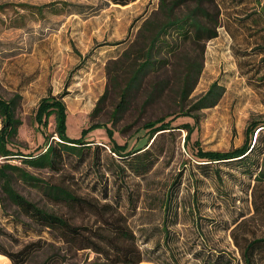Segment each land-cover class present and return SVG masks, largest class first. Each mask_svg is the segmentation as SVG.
Returning a JSON list of instances; mask_svg holds the SVG:
<instances>
[{
	"label": "rangeland",
	"instance_id": "1",
	"mask_svg": "<svg viewBox=\"0 0 264 264\" xmlns=\"http://www.w3.org/2000/svg\"><path fill=\"white\" fill-rule=\"evenodd\" d=\"M163 1L177 0H135L127 5L110 0H0V97L14 101L20 120L8 143L16 154L0 155V166L25 167L45 181L118 206L129 218L145 263L207 264L222 254L233 259L232 264H243L237 243L264 236V201L254 200L255 181L238 162L203 165L197 153L200 147H239L248 125L264 121L262 0H216L222 8L219 35L184 44L169 67L143 77L129 109L117 114L121 88L131 77V61L123 54L142 45L139 29ZM194 5L186 0L182 7ZM186 60L195 61L201 73L194 90L183 94ZM162 82L163 93L146 105ZM213 85L216 104L192 110L199 122L183 114ZM59 95L67 107L68 135L80 138L89 129L86 140L92 150L84 162L70 157L55 173L25 165L22 154L39 153L47 142L59 141L54 116L47 127L36 119L40 101ZM162 117L171 128L152 134L145 124ZM114 143L128 151L148 149L154 161L151 170L137 175L128 166L129 158L113 152ZM14 186L39 206L71 215L17 178ZM0 198V245L10 251L31 243L41 247L24 264H107L105 257L90 249L77 251L31 221L6 196L1 182ZM0 264L13 263L0 254Z\"/></svg>",
	"mask_w": 264,
	"mask_h": 264
},
{
	"label": "trees",
	"instance_id": "2",
	"mask_svg": "<svg viewBox=\"0 0 264 264\" xmlns=\"http://www.w3.org/2000/svg\"><path fill=\"white\" fill-rule=\"evenodd\" d=\"M113 3L127 5L135 0H110ZM193 7H182L186 0L173 1L169 4L162 2L154 13L143 21L138 39L142 45L131 52L125 51L123 59L131 61V77L124 88H121V100L116 113H125L133 99V92L140 81L150 71L167 68L171 65L172 57L187 43H201L210 41L219 35V26L222 8L215 5L216 0H191ZM217 3V2H216ZM260 13L264 19V0L260 1ZM167 56V57H166ZM201 73L200 66L195 61L184 62L183 94L192 92ZM115 82L120 80L115 76ZM165 82L157 84L146 99V105L153 102L163 93ZM216 85L201 98L192 109L183 113L192 115L199 122V115L192 113L214 106L217 102ZM55 117L56 133L59 141L47 142L39 153L22 154L23 163L29 167L47 169L60 172L66 160L76 157L84 162L92 145L86 140L89 129H85L80 138H72L67 133V107L63 95L44 97L38 106L36 119L44 127L48 126L49 118ZM0 155L10 157L15 155L8 148L11 138L18 132L20 120L16 117L14 101L0 97ZM160 124L159 126H157ZM93 127V126H92ZM91 127V128H92ZM152 134L170 129V122L162 117L147 122ZM192 133V128H190ZM108 135L113 136L108 130ZM112 150L119 156L129 158V168L137 175L148 173L154 161L148 156L150 153L145 147H137L131 151L126 146L114 143ZM198 157L209 164L238 162L244 171L255 181L252 187L254 200L264 201V121H252L246 131L245 140L239 147L227 151H204L198 149ZM40 190L51 203L66 208L71 215L43 208L22 195L14 186V179ZM0 182L6 196L35 224L48 229L60 241L77 250H92L105 257L107 264H140L146 260L143 251L137 242L134 231L130 228L129 218L118 206L111 203L101 204L96 198L82 196L63 183L45 181L29 172L25 167L5 163L0 166ZM169 201L165 206L166 213L171 210ZM1 202V198H0ZM77 216V217H76ZM82 216L81 221L79 218ZM166 236L169 233L165 226ZM241 249L243 264H264V236L237 243ZM41 249L38 243L27 244L18 251H10L0 245V254L7 256L13 264H24ZM233 259L225 258L222 254L210 259L207 264H232Z\"/></svg>",
	"mask_w": 264,
	"mask_h": 264
},
{
	"label": "bare ground",
	"instance_id": "3",
	"mask_svg": "<svg viewBox=\"0 0 264 264\" xmlns=\"http://www.w3.org/2000/svg\"><path fill=\"white\" fill-rule=\"evenodd\" d=\"M140 264H149V263L142 262V263H140Z\"/></svg>",
	"mask_w": 264,
	"mask_h": 264
}]
</instances>
